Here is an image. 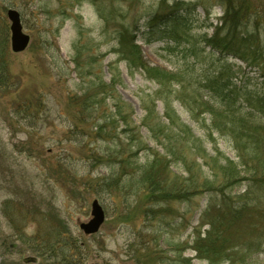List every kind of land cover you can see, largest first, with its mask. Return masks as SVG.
Returning a JSON list of instances; mask_svg holds the SVG:
<instances>
[{"label":"rangeland","instance_id":"rangeland-1","mask_svg":"<svg viewBox=\"0 0 264 264\" xmlns=\"http://www.w3.org/2000/svg\"><path fill=\"white\" fill-rule=\"evenodd\" d=\"M239 1L251 11L232 34L238 40L257 27L263 41L253 14L264 11V0ZM9 9L30 38L20 53L10 48ZM233 11L226 15L220 0H0L9 74L0 88V264H160L178 256L207 264L191 245L216 193L190 194V183L212 180L211 169L238 161L239 151L220 128L234 117L208 100L204 79L228 68L235 86L264 94V60L249 66L205 42L218 28L228 32ZM181 14L183 27L173 22ZM123 28L135 40L127 35L120 45ZM76 44L84 49L81 72ZM135 58L176 76L161 87L133 66ZM92 82L106 87L85 94ZM239 105L248 109L245 97ZM254 122L264 125V113ZM156 156L163 162L151 182L164 191L150 196L142 180ZM244 184L225 194L243 193ZM93 200L104 222L84 235L79 224L90 220ZM250 256L230 263L264 264V242Z\"/></svg>","mask_w":264,"mask_h":264},{"label":"trees","instance_id":"trees-1","mask_svg":"<svg viewBox=\"0 0 264 264\" xmlns=\"http://www.w3.org/2000/svg\"><path fill=\"white\" fill-rule=\"evenodd\" d=\"M238 1L220 0V4L225 7L226 15L233 11L235 7L236 10L234 9L231 18L234 23L230 21L227 33H222V29L218 28L220 32H215L210 38L204 37V39L212 48L218 49L221 53L233 56L246 65L260 68L259 66L264 60V38L263 41L260 40L259 29L255 26L256 30L253 29L250 34L243 35L242 33L238 40L235 38L236 32L232 34L235 29L237 31L236 25H242L241 20H244V16L249 10L247 7L242 8L241 6L239 8ZM239 3L243 4V1L240 0ZM177 5L179 4L174 7ZM262 12L254 13L253 20L260 23V28L264 35V11ZM154 18L151 19V22H153ZM248 18L246 17V19ZM173 22L177 26L183 27L187 22V17L183 14L178 15L173 18ZM233 25L234 27H232ZM127 35L131 36L129 41L133 42L135 40L133 34L127 28H123L120 32L118 31L116 37L117 39L119 37L120 45H123L128 37ZM74 50L73 62L75 63V69L81 72L84 69L80 63L84 49L76 44L74 45ZM3 56L4 54L0 47V88L4 87L9 81V74ZM89 58L91 59L90 63L87 62L86 64L92 65L94 58ZM132 63L136 69L141 70L146 75L147 79L156 82L161 87L167 85L168 81L176 76L160 67H151L141 61L140 58L133 59ZM229 72L228 68H224L221 72H214L212 76L207 73L204 79L206 82L204 90H206L207 98L210 102L218 103L220 107L229 112V116L234 117L233 125H222L220 123V128H224V132H228L234 139L235 146L239 151V159L235 162L225 159L224 164L216 165L214 168L217 171L216 169H211L212 172H215L212 180L206 179L201 185L195 181L190 183V194L200 192L201 189L216 193V196L211 197L209 200L201 216L204 219V221L201 220V225H207L204 233L198 231L191 245L197 258L207 262V264H231L230 261L234 255L240 257V261L244 262L251 257L250 255H257L264 242V125L254 122L257 114L264 113V94L253 96L244 91L243 88L240 89L235 86L230 77L231 72ZM112 86L113 84L109 87ZM104 87L106 85H102L101 82H92L84 93L102 90ZM242 97L246 98L248 109L241 105L237 106ZM119 109L120 106H116V114L121 113ZM169 109L167 107V110ZM239 109L245 113H239ZM171 112L174 114L172 110ZM171 112L166 111V118H171L173 122ZM217 125L214 124L215 128H217ZM147 128L149 131L153 130L151 127ZM191 138L193 142L194 140L197 141L193 136ZM168 153L174 155V150H168ZM159 158L161 157L156 156L153 163L144 168L142 185L147 188L150 196L159 191V194H162L161 191H164L162 183L151 182L154 166L163 162V159L161 158L160 160ZM158 160L161 162H158ZM242 182H245L243 193L233 197L225 194V190L234 183L241 184ZM191 188L193 189L192 193ZM170 192L172 191L170 190ZM188 195L189 192L186 191L185 194L180 193L178 198L183 199ZM219 196L220 198H218ZM237 233H240V235H237ZM166 260L159 261V263L190 264L187 259L179 256L175 259H169L167 262ZM232 263L234 262L232 261Z\"/></svg>","mask_w":264,"mask_h":264},{"label":"water","instance_id":"water-1","mask_svg":"<svg viewBox=\"0 0 264 264\" xmlns=\"http://www.w3.org/2000/svg\"><path fill=\"white\" fill-rule=\"evenodd\" d=\"M7 18L10 22L9 30L11 51L13 53L23 52L27 48L30 38L22 30L20 14L14 9H9L7 11ZM90 215L91 218L89 221L79 224V229L84 235L97 233L104 222V212L97 200H93L91 203Z\"/></svg>","mask_w":264,"mask_h":264}]
</instances>
